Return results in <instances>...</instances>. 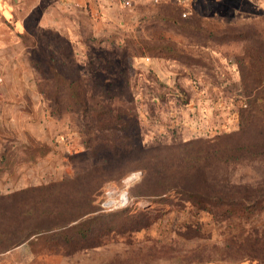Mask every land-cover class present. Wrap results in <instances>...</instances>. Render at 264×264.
I'll list each match as a JSON object with an SVG mask.
<instances>
[{
    "label": "rangeland",
    "instance_id": "374dc122",
    "mask_svg": "<svg viewBox=\"0 0 264 264\" xmlns=\"http://www.w3.org/2000/svg\"><path fill=\"white\" fill-rule=\"evenodd\" d=\"M90 22L30 20L0 85V260L61 251L73 224L93 264H264V197L223 220L156 195L264 193V0L121 1Z\"/></svg>",
    "mask_w": 264,
    "mask_h": 264
},
{
    "label": "crops",
    "instance_id": "0c3cea01",
    "mask_svg": "<svg viewBox=\"0 0 264 264\" xmlns=\"http://www.w3.org/2000/svg\"><path fill=\"white\" fill-rule=\"evenodd\" d=\"M133 1L131 0V5ZM120 2L121 0H0V77L3 79L0 85L8 82L15 61L22 59L21 55L24 51L19 55L16 48L22 44L19 35L27 33L30 20L34 18L37 27L43 29H62L70 25L82 28L88 24L93 27L90 21L94 22L99 18L101 21L106 20ZM17 75L23 76L25 73L21 71ZM70 235L71 228H64L53 235L60 237L63 242L61 251L57 250L53 254L47 251L35 256L27 242L21 243L8 250L0 260V264H93L91 260L84 258L83 253L88 251L87 247L69 249L70 243L78 241L76 236L79 233L75 234L76 239ZM205 264L258 263L209 262Z\"/></svg>",
    "mask_w": 264,
    "mask_h": 264
},
{
    "label": "trees",
    "instance_id": "16d2710c",
    "mask_svg": "<svg viewBox=\"0 0 264 264\" xmlns=\"http://www.w3.org/2000/svg\"><path fill=\"white\" fill-rule=\"evenodd\" d=\"M180 8L182 10L181 6ZM252 194L253 192L235 193V191L233 190L225 191L224 189H212L209 186H207V188H201L198 186H193L188 182L169 184L165 188H162L158 193H156V195L161 198H174L177 196L183 201V203H177V206L184 208L186 206V203H189L190 206H192V208L196 210L208 212L210 214H213L214 216H218L219 214H221L222 216H224L223 220H227L231 217V215L233 216L234 213L237 212H242V214H240L245 215L246 212L249 211V206L251 204L259 203V201H261V199L264 197V193L259 190L255 192V195ZM67 228H71L70 236H76V233H79V235L81 234L80 236L82 237L86 236V230L79 229L76 227V225L72 224ZM185 229L186 233H191L193 232V230L199 232L202 230V226L199 221L196 222L194 220H191L185 223ZM241 230L242 233H244L245 227H242ZM179 232H181L180 229ZM209 262L216 261L208 260L206 262H201L198 264H205ZM240 262H244V260L234 263Z\"/></svg>",
    "mask_w": 264,
    "mask_h": 264
},
{
    "label": "built area",
    "instance_id": "2783aa9c",
    "mask_svg": "<svg viewBox=\"0 0 264 264\" xmlns=\"http://www.w3.org/2000/svg\"><path fill=\"white\" fill-rule=\"evenodd\" d=\"M123 4H125V6H130L131 5V0H121ZM156 1H160V0H156ZM174 2H176L179 6L182 7V15L184 17L188 16L191 11L193 10V2L195 0H172ZM123 197H125V201L127 200V194L123 195ZM122 197V198H123Z\"/></svg>",
    "mask_w": 264,
    "mask_h": 264
}]
</instances>
